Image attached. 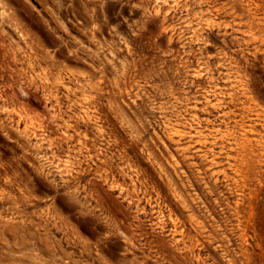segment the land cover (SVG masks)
I'll list each match as a JSON object with an SVG mask.
<instances>
[{"label": "rangeland", "instance_id": "obj_1", "mask_svg": "<svg viewBox=\"0 0 264 264\" xmlns=\"http://www.w3.org/2000/svg\"><path fill=\"white\" fill-rule=\"evenodd\" d=\"M0 264H264V0H0Z\"/></svg>", "mask_w": 264, "mask_h": 264}, {"label": "bare ground", "instance_id": "obj_2", "mask_svg": "<svg viewBox=\"0 0 264 264\" xmlns=\"http://www.w3.org/2000/svg\"><path fill=\"white\" fill-rule=\"evenodd\" d=\"M201 133V132H200ZM218 154V153H217ZM227 154V153H226ZM228 156V155H227ZM230 157V156H229ZM216 163H217V161H216Z\"/></svg>", "mask_w": 264, "mask_h": 264}]
</instances>
